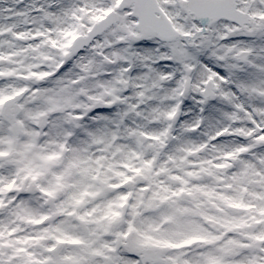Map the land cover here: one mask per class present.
Here are the masks:
<instances>
[{
	"label": "snow or ice",
	"instance_id": "obj_1",
	"mask_svg": "<svg viewBox=\"0 0 264 264\" xmlns=\"http://www.w3.org/2000/svg\"><path fill=\"white\" fill-rule=\"evenodd\" d=\"M0 264H264V0H0Z\"/></svg>",
	"mask_w": 264,
	"mask_h": 264
}]
</instances>
